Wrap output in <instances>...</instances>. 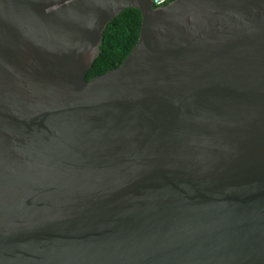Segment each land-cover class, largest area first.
<instances>
[{"label": "water", "instance_id": "1", "mask_svg": "<svg viewBox=\"0 0 264 264\" xmlns=\"http://www.w3.org/2000/svg\"><path fill=\"white\" fill-rule=\"evenodd\" d=\"M0 264H264V0H0Z\"/></svg>", "mask_w": 264, "mask_h": 264}, {"label": "trees", "instance_id": "2", "mask_svg": "<svg viewBox=\"0 0 264 264\" xmlns=\"http://www.w3.org/2000/svg\"><path fill=\"white\" fill-rule=\"evenodd\" d=\"M140 21L139 11L128 8L108 24L101 53L87 73V81L124 61L137 42Z\"/></svg>", "mask_w": 264, "mask_h": 264}, {"label": "built area", "instance_id": "3", "mask_svg": "<svg viewBox=\"0 0 264 264\" xmlns=\"http://www.w3.org/2000/svg\"><path fill=\"white\" fill-rule=\"evenodd\" d=\"M171 1H173V0H152L153 6L155 8L164 6V5L168 4V3H170Z\"/></svg>", "mask_w": 264, "mask_h": 264}]
</instances>
